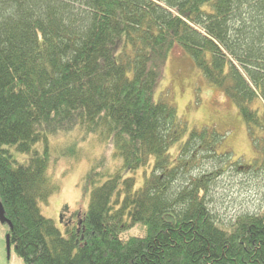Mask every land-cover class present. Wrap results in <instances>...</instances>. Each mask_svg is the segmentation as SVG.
Segmentation results:
<instances>
[{"label":"trees","instance_id":"trees-1","mask_svg":"<svg viewBox=\"0 0 264 264\" xmlns=\"http://www.w3.org/2000/svg\"><path fill=\"white\" fill-rule=\"evenodd\" d=\"M177 46L239 110L257 152L242 168L264 180V0H0V201L25 264H264V212L223 228L208 207L239 166L219 134L191 131L172 159L186 122L155 92ZM75 131L118 164L86 175L89 210L65 237L40 202L74 155L52 144Z\"/></svg>","mask_w":264,"mask_h":264},{"label":"rangeland","instance_id":"rangeland-1","mask_svg":"<svg viewBox=\"0 0 264 264\" xmlns=\"http://www.w3.org/2000/svg\"><path fill=\"white\" fill-rule=\"evenodd\" d=\"M155 93L156 99L166 97L173 103L180 118L186 122L187 132L182 141L174 145L172 159L176 158L178 146L188 139L191 131L207 128L219 134L217 153L224 156L225 163L239 162V168H227L225 173L215 178L210 188L208 207L216 215L218 224L228 228L242 213H263L264 180L242 168L251 166L257 158L255 144L249 136L245 121L223 90L207 81L191 56L181 47L177 46L169 54L164 77ZM96 138H84L83 134L75 131L71 135L59 137L52 144L55 147L52 154L56 150V156L58 153L68 155L73 150L74 155H62L66 158L53 161L55 163L49 175L58 189L47 201L40 202V208L42 214L53 220L65 237L69 236L67 231L76 224L78 215L89 210L93 187H90L86 175L102 159L109 171H113L118 164L113 149L102 145ZM73 144L72 148L66 150ZM212 169L213 162L205 160L193 173L197 176ZM138 183L142 181L138 180ZM8 230L9 226L0 221V264H25L16 253L15 246H12L11 254L8 255ZM138 230L136 227L130 235H137Z\"/></svg>","mask_w":264,"mask_h":264},{"label":"water","instance_id":"water-1","mask_svg":"<svg viewBox=\"0 0 264 264\" xmlns=\"http://www.w3.org/2000/svg\"><path fill=\"white\" fill-rule=\"evenodd\" d=\"M0 221L3 224H7L11 229L13 228L12 223L5 217V213H4V208L3 205L0 201ZM11 249H12V245L10 242V236H7V250H8V255L11 254Z\"/></svg>","mask_w":264,"mask_h":264}]
</instances>
